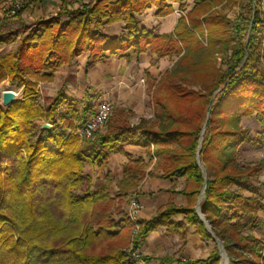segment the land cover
Masks as SVG:
<instances>
[{"label": "trees", "instance_id": "1", "mask_svg": "<svg viewBox=\"0 0 264 264\" xmlns=\"http://www.w3.org/2000/svg\"><path fill=\"white\" fill-rule=\"evenodd\" d=\"M169 1L183 0H96L81 9H65L61 14L68 16L67 23L52 18L36 27L25 25L18 51L0 56V82L10 78L25 88L22 100L7 107L0 103V264H136L116 250L90 252L95 242L115 238L124 226L134 225L128 217L115 219L110 208L98 209L105 203L111 206L110 187L76 192L86 180L85 162L103 165L124 144H153L148 156L160 159L165 177L190 180L194 188L186 193L194 198L206 183L201 210L213 231L196 208L170 205L152 220L138 221L134 249L159 226L182 228L172 218L183 214L203 237L222 241L230 264H264V236L253 232L264 210L263 198L254 193L257 190L244 193L251 191L250 180L259 168L243 166L237 159L238 147L252 141L242 119L256 114L264 124V19L255 5L259 0H250L254 13L244 12L236 23L215 10L218 0H197L172 34L140 29L139 14L154 6L157 16H167L174 11ZM119 21L126 24V37L101 32ZM0 44H7L2 35ZM131 48L137 56L148 49L161 56L178 55L155 88L157 126L146 120L132 126L111 116L105 132L83 140L77 127L86 111L73 104L60 131L42 128L46 135L37 137V121L45 115L36 98L38 80L53 79L61 65L84 51L91 53L92 66L109 55L128 57ZM31 50V60L23 62V52ZM217 54L225 69L218 68ZM195 85L202 90L193 89ZM64 100L59 95L47 115H55ZM193 104L197 107L189 110ZM257 141L264 145V130ZM145 166L143 159L129 161L116 196L124 197L140 185ZM179 264H222L221 251L217 246L207 259Z\"/></svg>", "mask_w": 264, "mask_h": 264}, {"label": "crops", "instance_id": "2", "mask_svg": "<svg viewBox=\"0 0 264 264\" xmlns=\"http://www.w3.org/2000/svg\"><path fill=\"white\" fill-rule=\"evenodd\" d=\"M95 2L96 0H27L26 7L20 16H11L6 9L0 7V24L2 25L6 20L18 21L21 26L29 25L32 28L36 27L37 22L59 18L63 25L68 21V16L61 14L63 10H77L85 4H94ZM154 9V13L150 11L152 8H148L138 15L140 29L160 35L172 33L179 19L176 13L159 17L156 14L158 9L156 7ZM3 30L0 26V32L4 34ZM101 32L111 37L123 38L128 35L124 21L106 25L101 28ZM90 59L91 53L84 51L54 72L53 80L61 83L58 96L62 95L65 98L64 102L57 107L54 115L55 126L62 127L63 120L70 118L69 105L76 104L80 112L85 110V121L103 100L112 101L115 104L116 113L119 110L126 111L131 113V116H138L146 121L155 116L152 98L147 91L149 82L160 78L171 66L172 58L162 57L151 50L137 56L134 48H131L128 51V57L109 55L105 60L88 66ZM82 125L77 127V132ZM120 146L121 148L117 152L110 154L103 165L99 166L91 161H86L84 172L87 177L93 176L94 172H97L96 176L99 178H106L110 175L114 180L112 186L117 192L124 167L131 159H143L146 166L142 182L128 195L121 197L128 202L131 198L136 197L144 205L139 220L150 221L157 213L170 205L198 209L199 204L203 201L200 202L201 194L194 198L186 193L194 188V184L186 177L167 178L164 176L160 159L156 156L153 158L148 156L149 152L153 150V144L151 147L143 144ZM260 148L264 151V145ZM90 170L91 173L88 172ZM258 181L261 198L264 202V176L260 177ZM172 220L182 224V228L169 229L167 226H159L143 240L139 250L151 248L155 254H153L154 257L158 258V262L161 264H179V261L183 260L207 259L215 251L217 242L198 233L197 225L189 224L183 214L173 217ZM258 226L263 227L264 230V210L259 212V223L256 227ZM254 234L261 237L255 231ZM146 260L149 258L147 257ZM154 262L156 261H151L150 264H154Z\"/></svg>", "mask_w": 264, "mask_h": 264}, {"label": "rangeland", "instance_id": "3", "mask_svg": "<svg viewBox=\"0 0 264 264\" xmlns=\"http://www.w3.org/2000/svg\"><path fill=\"white\" fill-rule=\"evenodd\" d=\"M196 1L197 0H183L182 2H180V1H177V2L169 1V3L172 4V6H173V9H174L173 13L175 12L176 15L180 18L182 15L186 14L189 10H191L193 8ZM181 4L184 5V6L182 5L183 6L182 11H181ZM255 5H257L258 8L261 9L260 15L264 19V0H259L258 3H256ZM150 8H152V10H150L151 13H154L155 7L152 6ZM215 10L226 15L228 17V19L231 21V23H236L238 17H240L241 14H243L244 12L251 11L254 13V10H252V6L250 4V0H218L217 5L215 7ZM145 11H146V9L143 12H145ZM159 17H161V16H159ZM0 26H2V28L4 29L3 30L4 34H0V35H2V37L7 42V44H0V56H4L5 54H7L9 52L16 53L18 51L20 44H21V37L25 36L27 33V30H25V27H24L25 25L21 26L18 23V21H8L5 26H3V24L2 25L0 24ZM261 30L263 31L262 36L264 38V25L261 27ZM172 33H167V34H172ZM244 34H245V32H244ZM148 50H150V49H148ZM33 53H34V50H31L29 52L24 51L22 54L23 55V62H29L31 60L30 56ZM165 56H169L170 58H172L171 59L172 64L167 69V70H171L174 67L176 61L178 60V55H176V54H174V55L173 54L162 55V57H165ZM39 58H40L39 55H35L36 61L39 62ZM215 60L217 61L218 68L219 67L220 68L222 67L223 69L226 68V65L224 64L225 61L223 58H221V56L219 54L215 55ZM209 61H210V59H209ZM262 63L264 65V61H262ZM162 75L160 76V78L162 77ZM32 79L34 81L37 80L36 78H32ZM53 79H51V80H49V79L38 80V87H37L38 90H37L36 98L39 101L45 115L43 116V118H40L37 121L38 125L41 127L38 129L37 137L46 135V133L42 131L44 124H49L51 126L50 129H54L56 131H60L62 129L61 126H59V125L55 126L54 125V122H55L54 115L53 116L47 115L49 113V108H50V106H52L53 101L58 97V91H59V88L61 87V83H59L58 81L56 82ZM159 79H156L154 82L150 81L149 86H148V90H147L148 94L152 98V103H153V106L155 108V116L151 120H148V121L152 122V124H155V126H157L160 123V118L158 117L159 115L157 116V114H156V106H155V99H154V94L156 92L155 88H156V85H157V82ZM193 89H195L196 91H201L202 87H201V85H195V86H193ZM5 90L17 91L18 92L17 100H22L24 98V90H25L24 86L18 85L17 82H14L10 78H7V79L3 80L2 82H0V103L2 105H3L2 94ZM157 92L161 93L162 91L161 92L157 91ZM114 106H115V104H114ZM4 107H6V106H4ZM195 107H197V105L193 104V105L188 106L189 110H191L192 108H195ZM115 110L112 114L114 116V118H120L121 120H126L132 126H137L142 121V119L140 117L131 116L130 115L131 113H129V112L119 110L116 113ZM60 112H61V114H63L62 111H60ZM209 117H210V115L207 114L205 121H204L205 124H206V119ZM204 123H203V125H204ZM108 124H109V122H108ZM241 124L244 128H246L249 131V135H250L252 141L245 142L238 147V152H237L238 163L243 165V166H250V167L259 168L258 174H256L250 180V184H252V186H253L251 191L245 190L244 193L249 196L251 193H253V190H257L258 192L256 191L254 193H258L261 196V190L258 187V185L260 184L258 179L260 177L264 176V151L261 150L260 146H262V145H260L257 140L260 138V133L264 130V124L262 122H260V120L256 117V114L244 117L242 119ZM88 172L91 173L92 171L90 170ZM84 175H85V172H84ZM96 175H98L97 172H94L93 176L91 175V176L87 177V175H85L86 180H85L84 185L80 189H78L76 192L78 194H84L86 192V190L92 192V191L97 190L100 186L108 185L110 187L111 196L113 198L111 206H109V205L107 206V204L105 203L103 205H100L98 207V209L101 211H106L107 208H110V213L117 220L122 221L124 217H128L130 219V217H129L130 206L128 207V204L130 205V203H129L130 201L128 202V200L116 196L115 189L112 186V183L114 180H112L110 175L107 176L106 178H99ZM199 206H200V208L198 207V209H197L198 214H199V211L201 210V203ZM201 212H202V210H201ZM134 230H136L135 224L133 226H124L121 233L117 237L111 238V239H104V240L95 242V244L90 249V252L91 253H97V254H106V253H109V252L116 250L117 252H120L123 255V257H125L124 251L129 250L131 248H134V243H133V241H134ZM254 231L258 235L263 237V235H264L263 227H259V226L255 227ZM216 242H217V246L220 249L221 255H222L224 253V251L222 249V247L224 245H223L222 241L218 242L216 240ZM138 251L141 254L142 258L145 260L144 264H150L151 261H156V262H154V264H161L158 262V258L154 257L155 254L152 252L151 248H149L148 250L145 248H144V250L138 249ZM147 257L149 258V260H146ZM224 259L225 258L222 256V264L224 263Z\"/></svg>", "mask_w": 264, "mask_h": 264}, {"label": "built area", "instance_id": "4", "mask_svg": "<svg viewBox=\"0 0 264 264\" xmlns=\"http://www.w3.org/2000/svg\"><path fill=\"white\" fill-rule=\"evenodd\" d=\"M27 0H0V7L7 10L11 16H16L18 12L25 9ZM115 110L114 103L110 100L101 101L95 112L88 115L82 127L78 130L80 137L84 140L92 139L97 133L106 130L108 122ZM144 209V205L138 198L130 199L129 217L134 222L136 230L139 229V216ZM125 261L144 264V259L138 249L131 248L124 251Z\"/></svg>", "mask_w": 264, "mask_h": 264}, {"label": "water", "instance_id": "5", "mask_svg": "<svg viewBox=\"0 0 264 264\" xmlns=\"http://www.w3.org/2000/svg\"><path fill=\"white\" fill-rule=\"evenodd\" d=\"M17 95L18 94L15 91H13V90H5L3 92V94H2V103H3V105L6 106V107L9 106V105H11L13 102H15L17 100ZM206 125H207V123L205 124V126ZM43 128L44 129H50L51 126L49 124H44L43 125ZM204 132H205V128L203 130V133ZM203 133H202V135H203ZM202 141H203V136L200 139L199 150L197 152L198 157H199V152H200V149H201ZM206 189H207V186H206V183H205L204 184V187L202 189V192H201L200 202L205 197ZM199 208H200V206H199ZM199 215H200L201 219L207 224V227L212 231V228H211L209 222L207 221V219L205 218V216L203 215V213L201 212V210L199 211ZM215 238L217 239L218 242H221V240L219 238H217L216 236H215ZM222 249L224 251V253L222 254V256L225 258L224 261H226L227 264H230V257L228 255L227 251L225 250V247L223 246Z\"/></svg>", "mask_w": 264, "mask_h": 264}, {"label": "bare ground", "instance_id": "6", "mask_svg": "<svg viewBox=\"0 0 264 264\" xmlns=\"http://www.w3.org/2000/svg\"><path fill=\"white\" fill-rule=\"evenodd\" d=\"M13 91H14V90H13ZM15 92H16V91H15ZM16 93H17V92H16ZM223 264H227V263H226V261H224V263H223Z\"/></svg>", "mask_w": 264, "mask_h": 264}]
</instances>
